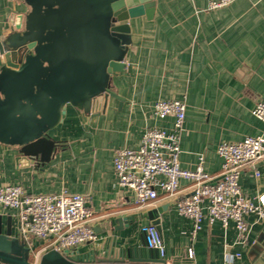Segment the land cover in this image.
Returning a JSON list of instances; mask_svg holds the SVG:
<instances>
[{"label":"crops","instance_id":"obj_1","mask_svg":"<svg viewBox=\"0 0 264 264\" xmlns=\"http://www.w3.org/2000/svg\"><path fill=\"white\" fill-rule=\"evenodd\" d=\"M154 1L151 18L144 14L127 22L126 71L112 79L113 91L123 101L109 98L105 109L92 115L67 106L63 122L49 132L57 146L46 163L0 145V186L20 185L29 195L67 191L89 198L98 238L76 249L78 255L126 257L140 243L147 248L142 228L151 223L145 216L160 210L168 264H224L226 245L242 255L233 264H264V223L256 216L247 217L250 233L244 246L235 245L233 224L226 229L205 222L193 237L192 221L175 208V201L189 193L186 181L181 180L176 195H161L146 207L137 206L134 193L118 186L116 150L138 148L148 127L173 125L172 117L154 119L159 100L186 103L180 167L193 170L202 157L214 181L222 165L220 144L264 137V123L252 113L264 101V0H232L214 10L208 8L210 0ZM26 11L21 2L0 0V43L14 32L15 15ZM3 62L0 55V67ZM241 187L251 199L264 194V158L242 169ZM130 216L133 223L113 230L115 220ZM0 218L4 230L10 223L12 235L20 239L17 212L0 208ZM190 249L195 259L189 257Z\"/></svg>","mask_w":264,"mask_h":264},{"label":"water","instance_id":"obj_2","mask_svg":"<svg viewBox=\"0 0 264 264\" xmlns=\"http://www.w3.org/2000/svg\"><path fill=\"white\" fill-rule=\"evenodd\" d=\"M27 11L15 15L12 32L0 43V145L28 160L48 162L57 146L49 132L63 122L67 106L85 114L105 109L115 74L126 71L130 19L154 13V0H16ZM241 184V179H240ZM160 210L145 218L160 236ZM135 218H119L122 230ZM107 230L112 226L108 224ZM95 233L99 228L96 226ZM0 264H168L140 243L126 257L66 256L55 250L33 262L31 249L4 230L0 218Z\"/></svg>","mask_w":264,"mask_h":264},{"label":"built area","instance_id":"obj_3","mask_svg":"<svg viewBox=\"0 0 264 264\" xmlns=\"http://www.w3.org/2000/svg\"><path fill=\"white\" fill-rule=\"evenodd\" d=\"M232 0H210L209 9L228 6ZM184 101L159 100L153 106V117L161 122L173 118L170 129L158 125L145 129L140 146L136 149L120 148L113 159L118 186L134 193L136 204L146 207L161 195L174 196L180 191L181 180L189 184V193L175 201L177 212L192 221V236L202 230L203 224L221 223L224 228L233 224L237 231L235 245L247 244L250 226L247 217L254 215L264 223V194L251 199L242 190V169L264 158V137H246L240 142H224L218 146L221 170L215 177L208 174L204 158L200 157L195 169L180 167V135L186 120ZM253 115L264 123V101L258 102ZM257 176L259 174L257 173ZM0 208L18 214L19 235L31 249L33 262L55 250L66 256L78 255L76 249L97 240L91 222L93 211L89 198L63 191L60 194L29 195L20 185L0 186ZM146 247L165 256L163 240L152 224L142 228ZM241 253L234 254L226 245L224 264H233ZM189 257L195 253L189 250Z\"/></svg>","mask_w":264,"mask_h":264}]
</instances>
